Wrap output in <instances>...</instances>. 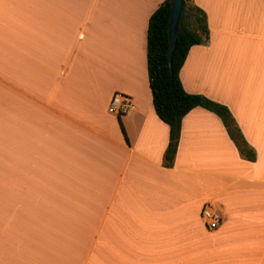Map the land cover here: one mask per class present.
<instances>
[{
    "label": "crops",
    "instance_id": "0c3cea01",
    "mask_svg": "<svg viewBox=\"0 0 264 264\" xmlns=\"http://www.w3.org/2000/svg\"><path fill=\"white\" fill-rule=\"evenodd\" d=\"M164 1L0 0V264H264V0H193L210 39L180 72L255 161L198 107L171 168L147 67Z\"/></svg>",
    "mask_w": 264,
    "mask_h": 264
},
{
    "label": "trees",
    "instance_id": "16d2710c",
    "mask_svg": "<svg viewBox=\"0 0 264 264\" xmlns=\"http://www.w3.org/2000/svg\"><path fill=\"white\" fill-rule=\"evenodd\" d=\"M181 31L169 63L168 26L172 0H165L151 15L147 33V67L149 87L156 115L169 126L166 167H173L181 137L182 121L195 108L217 115L239 152L249 161L256 153L246 142L228 107L201 94L188 93L181 82L180 72L191 47L209 42L210 31L205 11L193 0H183Z\"/></svg>",
    "mask_w": 264,
    "mask_h": 264
},
{
    "label": "built area",
    "instance_id": "2783aa9c",
    "mask_svg": "<svg viewBox=\"0 0 264 264\" xmlns=\"http://www.w3.org/2000/svg\"><path fill=\"white\" fill-rule=\"evenodd\" d=\"M131 108L130 98L122 93H116L110 102L108 111L116 116H123ZM201 220L208 230H216L220 225V217L214 208L208 204L201 211Z\"/></svg>",
    "mask_w": 264,
    "mask_h": 264
},
{
    "label": "water",
    "instance_id": "95a60500",
    "mask_svg": "<svg viewBox=\"0 0 264 264\" xmlns=\"http://www.w3.org/2000/svg\"><path fill=\"white\" fill-rule=\"evenodd\" d=\"M184 1L172 0L171 13L169 18L168 36H169V63L171 64L172 56L176 48L177 39L181 31V22L183 18Z\"/></svg>",
    "mask_w": 264,
    "mask_h": 264
}]
</instances>
